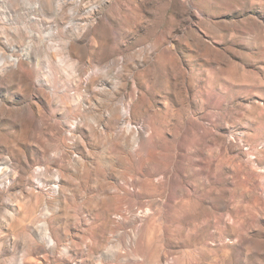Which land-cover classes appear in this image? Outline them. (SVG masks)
<instances>
[{"label": "rangeland", "instance_id": "rangeland-1", "mask_svg": "<svg viewBox=\"0 0 264 264\" xmlns=\"http://www.w3.org/2000/svg\"><path fill=\"white\" fill-rule=\"evenodd\" d=\"M0 264H264V0H0Z\"/></svg>", "mask_w": 264, "mask_h": 264}]
</instances>
